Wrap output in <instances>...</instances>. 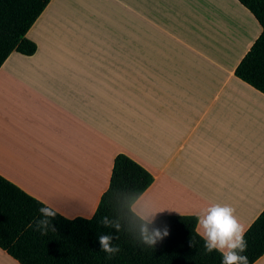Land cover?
I'll use <instances>...</instances> for the list:
<instances>
[{
  "label": "crops",
  "instance_id": "crops-1",
  "mask_svg": "<svg viewBox=\"0 0 264 264\" xmlns=\"http://www.w3.org/2000/svg\"><path fill=\"white\" fill-rule=\"evenodd\" d=\"M262 28L237 0H49L31 56L0 66V175L91 218L123 154L153 177L132 204L264 209V95L234 75ZM0 264H19L0 249ZM253 264H264V254Z\"/></svg>",
  "mask_w": 264,
  "mask_h": 264
},
{
  "label": "trees",
  "instance_id": "trees-1",
  "mask_svg": "<svg viewBox=\"0 0 264 264\" xmlns=\"http://www.w3.org/2000/svg\"><path fill=\"white\" fill-rule=\"evenodd\" d=\"M250 11L262 28L234 75L264 95V0H237ZM49 0H0V66L16 51L31 56L36 45L25 33ZM153 177L123 154L114 161L107 190L102 194L94 215L67 219L57 213V231L46 235L36 229L43 203L31 197L0 175V249L19 264H221L222 255L207 253L204 240L196 231L197 217L166 215L155 226L169 228V235L154 247L140 242V220L132 204L151 185ZM119 219V233L103 227L102 217ZM119 236L114 244L120 252L111 258L100 249L97 237ZM247 248L242 255L253 264L264 254V209L246 229ZM194 247H189V241Z\"/></svg>",
  "mask_w": 264,
  "mask_h": 264
},
{
  "label": "clouds",
  "instance_id": "clouds-1",
  "mask_svg": "<svg viewBox=\"0 0 264 264\" xmlns=\"http://www.w3.org/2000/svg\"><path fill=\"white\" fill-rule=\"evenodd\" d=\"M41 219L35 222L36 229L46 235L49 230L56 232L53 221L57 216V209L51 206L39 209ZM159 211L154 210L148 204V211L140 215L139 235L141 243L154 247L158 241H162L169 235V228L155 226V217ZM99 223L106 228L115 229L117 233L121 230L119 219L102 217ZM198 224L202 229L204 248L207 253L217 251L222 255L221 264H249L248 257L242 255L246 251L247 243L244 239L246 229L235 216V209L228 205L219 203L212 204L205 208L198 216ZM119 236L112 234H102L97 237L100 249L111 258L120 252V247L114 244ZM189 247H194V241H189Z\"/></svg>",
  "mask_w": 264,
  "mask_h": 264
}]
</instances>
